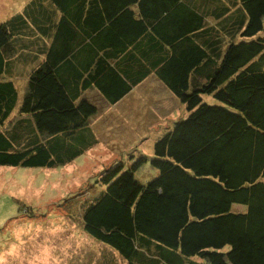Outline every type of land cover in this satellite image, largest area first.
I'll list each match as a JSON object with an SVG mask.
<instances>
[{"label":"trees","instance_id":"16d2710c","mask_svg":"<svg viewBox=\"0 0 264 264\" xmlns=\"http://www.w3.org/2000/svg\"><path fill=\"white\" fill-rule=\"evenodd\" d=\"M151 77L184 117L99 174L83 231L124 264H264V0H30L0 23V166L69 162L97 142L86 92Z\"/></svg>","mask_w":264,"mask_h":264},{"label":"rangeland","instance_id":"374dc122","mask_svg":"<svg viewBox=\"0 0 264 264\" xmlns=\"http://www.w3.org/2000/svg\"><path fill=\"white\" fill-rule=\"evenodd\" d=\"M29 1L0 0V23ZM25 73L12 76L20 90L25 88ZM86 95L98 106L92 120L96 143L52 168L0 166V255L6 264H44L46 248L53 250L48 264H53L52 257L60 264H124L116 252L83 231L78 206L100 191L95 181L107 167L117 162L127 166L131 154L151 157L156 139L184 117L183 107L153 77L113 106L94 92ZM157 173L147 162L135 177L145 183ZM231 208L245 210L242 204Z\"/></svg>","mask_w":264,"mask_h":264},{"label":"clouds","instance_id":"9594fccd","mask_svg":"<svg viewBox=\"0 0 264 264\" xmlns=\"http://www.w3.org/2000/svg\"><path fill=\"white\" fill-rule=\"evenodd\" d=\"M70 246V245H69ZM52 249H44L46 259L44 260V264H48V259L47 257H51L52 255ZM53 264H60V261L57 260L55 257H52ZM0 264H6V261L3 258V255H0Z\"/></svg>","mask_w":264,"mask_h":264},{"label":"crops","instance_id":"0c3cea01","mask_svg":"<svg viewBox=\"0 0 264 264\" xmlns=\"http://www.w3.org/2000/svg\"><path fill=\"white\" fill-rule=\"evenodd\" d=\"M134 89H136V88H134ZM134 89L131 91V93L130 94H128L127 96H125L123 99H121L119 102H122L124 99H126L128 96H130L132 93H133V91H134ZM118 102V103H119ZM108 106H113V105H115V104H113V105H111V104H108V103H106ZM117 104V103H116ZM93 118L94 117H92L91 119H90V121H89V127H90V129H91V131H92V133L95 135V138H96V131H95V128H94V125H93V122H92V120H93ZM97 139V138H96Z\"/></svg>","mask_w":264,"mask_h":264}]
</instances>
